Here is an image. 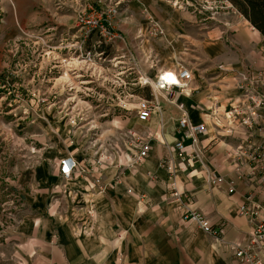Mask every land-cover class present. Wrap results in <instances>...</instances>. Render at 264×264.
<instances>
[{"label": "crops", "instance_id": "crops-1", "mask_svg": "<svg viewBox=\"0 0 264 264\" xmlns=\"http://www.w3.org/2000/svg\"><path fill=\"white\" fill-rule=\"evenodd\" d=\"M159 2L118 0L129 7L117 12L114 24L133 56L122 57L125 69L118 67L123 61L111 60L110 80L115 85L120 77L134 81L142 74L157 81L163 73L189 70L186 91L174 94L172 102L184 104L192 124L205 125L191 155L186 161L174 160L175 172L168 174L162 164L168 158L162 141L172 143L181 137L180 112L159 96L158 113L149 121L137 119L139 126L136 120L126 122L128 130L151 137L150 153L138 165L129 168L127 158L118 155L115 163L99 169L98 150L88 154L89 159H75L78 168L65 181L58 167L62 156L54 159L53 168L50 162L39 164L21 186L23 202L16 210L20 218L0 222V264H235L230 245L245 243L252 228L240 208L264 201V159L260 158L264 136L248 137L228 114L242 94L238 73L263 66V39L240 17L243 25L223 23L224 31L210 28L195 40L182 20L190 22L198 14L154 9ZM150 20L161 25L163 36H146ZM227 31L231 34L221 38L224 43L213 40L216 33ZM133 101L130 106L135 109ZM241 144L258 148V159L251 161L239 153ZM207 174L222 177L225 183L209 185ZM171 183L181 197L171 195ZM191 210L201 213L213 229H222L220 239L185 221L184 214Z\"/></svg>", "mask_w": 264, "mask_h": 264}, {"label": "rangeland", "instance_id": "rangeland-1", "mask_svg": "<svg viewBox=\"0 0 264 264\" xmlns=\"http://www.w3.org/2000/svg\"><path fill=\"white\" fill-rule=\"evenodd\" d=\"M169 1L160 0L153 8L177 10ZM197 3V9L204 5L203 0ZM128 7L118 0H21L19 5L17 0H0V222L20 218L16 210L23 202L21 186L39 164L50 162L53 168L56 157L89 159L88 154L98 150L102 158L98 166L108 168L118 155L129 159L126 122H137L130 104L137 98L151 99L149 88L129 86L131 81L122 77L119 85H112L111 60L124 62L122 57L130 58L133 51L122 43L99 45L95 33L83 43L78 23L79 15ZM226 12L212 18L201 13L190 22L183 19V26L197 40L210 28L223 30V23L243 25L241 14ZM230 32L216 33L213 40L224 43L221 38H228ZM85 51L94 54L93 62H83ZM100 51L103 56L95 54ZM83 87L89 90L81 91ZM124 90L134 95L127 99L126 111L118 108Z\"/></svg>", "mask_w": 264, "mask_h": 264}, {"label": "built area", "instance_id": "built-area-1", "mask_svg": "<svg viewBox=\"0 0 264 264\" xmlns=\"http://www.w3.org/2000/svg\"><path fill=\"white\" fill-rule=\"evenodd\" d=\"M199 0H170L172 7L182 11L192 9V13L197 14L207 13L209 18H212L215 14L220 12H226V14L238 13L228 0H203L204 5L201 9H197ZM116 10H108L100 14H91L87 17L83 15L78 16V23L80 30L83 32L84 41L97 34L100 38L96 43L99 45L110 44L116 47L119 43L125 44L124 36L117 30L113 19L116 16ZM196 14V13H195ZM254 29L253 27H251ZM149 36L160 37L164 35V30L161 25L154 20H150V28L147 30ZM142 37L138 34V38ZM264 47V40H262ZM81 49V48H80ZM81 51V50H80ZM83 62L91 63L93 55L90 51L84 52ZM98 56H103L104 52L95 53ZM263 66L261 68L247 67L237 75V84L240 87L242 94L241 97L235 102L234 106L229 111V119L233 121L239 129L245 132L248 137L264 136V50L262 52ZM170 74V75H169ZM172 78H165L168 75ZM191 80V73L187 69H180L175 73H163L160 75L159 80L152 81L148 77L140 74L134 81H131L132 87L149 88L152 99L138 98L136 102V115L137 119L145 123L150 120L154 113H158L160 103L157 101L159 96H162L167 103L174 105L172 102L173 96L176 93H183L186 91V85ZM116 85V84H115ZM119 85V82H117ZM130 86V84H129ZM120 87V86H119ZM125 89V88H124ZM120 105L118 108L127 110L129 101L128 98L133 97V94L121 92ZM180 112V116L177 120V128L181 133V137L172 143L162 141L168 158L162 161L165 165L166 171L169 175L174 174L173 161L184 160L191 155V148L197 142V136L199 133L205 131V125L192 124L186 112L184 111V104L177 103L174 105ZM126 144L129 148L128 167L132 168L138 165L148 157L150 153L151 137L149 134L142 135L135 131L127 130L125 132ZM190 141V145H186L185 142ZM190 148V149H189ZM237 151L243 155L248 156L251 161L258 159L260 150L254 148L249 144H241L237 147ZM261 159H264V153L260 155ZM99 162H102L100 159ZM98 162V164H99ZM59 175L63 180L68 181L74 172L78 168L77 161L72 155H66L62 157L58 162ZM102 169L103 165L100 163L98 166ZM264 182V176L263 180ZM207 184H223L224 178L216 177L213 174H207ZM229 193L233 192V182H229ZM171 195L175 198L181 197L182 193H179L173 183L170 184ZM240 213L248 218L249 223L252 225L251 231L247 236L245 243L233 242L230 247L232 255L234 257L235 264H264V201L253 208L242 206ZM183 219L195 223L197 227L205 234L211 235L220 239L223 234L222 229H213L207 219L199 212L191 210L184 214Z\"/></svg>", "mask_w": 264, "mask_h": 264}, {"label": "trees", "instance_id": "trees-1", "mask_svg": "<svg viewBox=\"0 0 264 264\" xmlns=\"http://www.w3.org/2000/svg\"><path fill=\"white\" fill-rule=\"evenodd\" d=\"M264 40V0H229Z\"/></svg>", "mask_w": 264, "mask_h": 264}, {"label": "bare ground", "instance_id": "bare-ground-1", "mask_svg": "<svg viewBox=\"0 0 264 264\" xmlns=\"http://www.w3.org/2000/svg\"><path fill=\"white\" fill-rule=\"evenodd\" d=\"M169 75H170V74H169ZM169 75H168L167 77H165V78H169V79L172 78V79H173L172 74H171V76H169ZM170 80H171V79H170Z\"/></svg>", "mask_w": 264, "mask_h": 264}]
</instances>
